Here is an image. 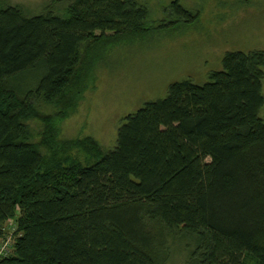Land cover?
<instances>
[{
  "label": "trees",
  "instance_id": "16d2710c",
  "mask_svg": "<svg viewBox=\"0 0 264 264\" xmlns=\"http://www.w3.org/2000/svg\"><path fill=\"white\" fill-rule=\"evenodd\" d=\"M147 23L137 0H49L39 14L0 0V239L15 222L0 264H168L183 235L193 264H264V51L173 82L125 117L111 150L88 147L87 165L44 167L28 141L35 102L56 100L85 46Z\"/></svg>",
  "mask_w": 264,
  "mask_h": 264
},
{
  "label": "rangeland",
  "instance_id": "374dc122",
  "mask_svg": "<svg viewBox=\"0 0 264 264\" xmlns=\"http://www.w3.org/2000/svg\"><path fill=\"white\" fill-rule=\"evenodd\" d=\"M2 1L19 4L29 14L42 13L49 2ZM137 1L147 11L149 30L143 36L116 38L106 32L84 47L75 74L55 101L35 102L37 111L27 121L28 141L41 148L44 167L59 172L87 165L92 161L88 147L111 150L125 117L146 102L164 98L173 82L203 84L223 68L226 52L264 51V0ZM174 1L188 14L179 13ZM65 4H57L55 11L61 12ZM259 115L264 119V104ZM4 228L0 251L5 247L11 253L15 222H4ZM175 240L168 264H193L188 256L193 242L184 235Z\"/></svg>",
  "mask_w": 264,
  "mask_h": 264
},
{
  "label": "built area",
  "instance_id": "2783aa9c",
  "mask_svg": "<svg viewBox=\"0 0 264 264\" xmlns=\"http://www.w3.org/2000/svg\"><path fill=\"white\" fill-rule=\"evenodd\" d=\"M3 248H4V247H2V249H3ZM2 249H1V250H2Z\"/></svg>",
  "mask_w": 264,
  "mask_h": 264
}]
</instances>
